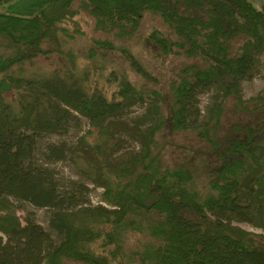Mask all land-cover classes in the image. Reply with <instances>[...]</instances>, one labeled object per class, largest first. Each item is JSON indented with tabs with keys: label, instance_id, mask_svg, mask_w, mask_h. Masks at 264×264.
<instances>
[{
	"label": "trees",
	"instance_id": "1",
	"mask_svg": "<svg viewBox=\"0 0 264 264\" xmlns=\"http://www.w3.org/2000/svg\"><path fill=\"white\" fill-rule=\"evenodd\" d=\"M81 10L97 30L122 42L146 12L154 13L176 39L152 30L149 41L162 54L201 60L183 66L170 83L169 118L171 130L193 131L216 155L205 187L193 169L164 165L154 153L168 123L164 99L156 77L125 44L92 39L83 65L60 44L57 33L82 34L75 19ZM65 22L74 25L72 34L60 26ZM107 52L120 53L141 83L123 69L107 70ZM53 54L63 67L34 66ZM260 71L264 3L258 10L249 0H0V264H264L260 133L249 126L245 139L217 135L227 99L243 110L264 109V91L242 96V83ZM204 94H211L205 112ZM136 106L144 109L130 126L121 119ZM81 119L89 128L73 143L41 144L46 135L79 128ZM121 129L140 148L113 162ZM66 160L82 180L60 177L52 167ZM88 184L102 189L101 203L91 202ZM26 206L47 211V228Z\"/></svg>",
	"mask_w": 264,
	"mask_h": 264
},
{
	"label": "rangeland",
	"instance_id": "2",
	"mask_svg": "<svg viewBox=\"0 0 264 264\" xmlns=\"http://www.w3.org/2000/svg\"><path fill=\"white\" fill-rule=\"evenodd\" d=\"M256 9H260L264 3V0H249ZM78 1H75L73 7L76 8ZM80 14L75 17L78 22V27L82 31V34H74L73 39H67L65 35L58 34L60 44H62L65 49L71 48L76 51L78 55V62L83 65L85 54L87 50L91 47L92 39H109L116 45L125 44L134 55H136L140 61L146 66V68L153 74L157 79L156 88L162 94L164 103H162V112L166 117L168 123L166 127L156 135L155 142L153 146L154 153L161 156V161L164 165L174 166L183 165L187 166L195 171L197 181L199 183V188L205 187L210 177L213 174L214 168L218 165V159L214 155L210 148V145L204 140L196 136L193 131H173L171 130L170 114L171 106L170 99L171 93L169 90V85L174 80H177L180 69L191 63H200L201 60L198 58H191L185 55H165L162 54L156 46L149 41L148 34L152 30H157L164 36L171 40H175L176 36L172 33L171 29L163 22V20L156 14L151 12H146L141 19L140 26L135 34H133L124 42L120 41L116 37L103 33L94 27V19L89 16V14L81 10ZM65 27L69 33L72 34L75 29L74 25L69 22H65L60 25ZM244 37H239L231 43V50L235 51L238 49L239 45L243 42ZM54 46L53 42H44V48H51ZM106 67L112 69H123L127 72L129 78L137 85L141 83V79L129 68L127 62L118 52H107ZM64 60L58 56V54H53L50 56L39 57L35 60L34 66H37L43 71H48L55 67H63ZM264 91V71H260L253 79L249 81H244L242 83V96L243 99L247 100ZM211 94H204L199 97L200 109L205 112V109L210 101ZM144 107L136 106L123 116L121 119L129 123L132 126V119L143 112ZM252 107L248 109L239 108L233 99H227L224 103L222 117L220 118V123L217 128V135L220 141H224L230 137H236L240 139L246 138V133L243 132L246 127H253L257 129L260 133L259 139H257L258 144H256L257 150L260 154H264V109L259 111H251ZM243 126V127H242ZM240 127L241 130H240ZM88 124L85 119L80 120L79 128L74 127L65 135H49L45 136L41 140V144L46 142H56L58 140H65L68 143H73L76 138L88 130ZM77 135V137H76ZM118 141H120V147L114 154L112 161H120L126 159L129 152H136L140 145L131 138L130 132L120 130L118 131ZM90 141H94L95 135L88 138ZM223 144V142H221ZM60 177L65 179L78 180L81 177L77 174L74 165L70 160L64 162H58L52 165ZM82 180V179H81ZM90 191V200L93 204L101 203L100 197L102 189L94 187L92 184H88ZM27 209L33 211L36 216V221L47 228V211L44 209H31L26 206ZM17 215L22 219L24 217V210L17 209ZM234 224L252 231L256 234L261 233V230L250 226L246 223H235ZM66 264H82L79 262H74L66 260Z\"/></svg>",
	"mask_w": 264,
	"mask_h": 264
}]
</instances>
